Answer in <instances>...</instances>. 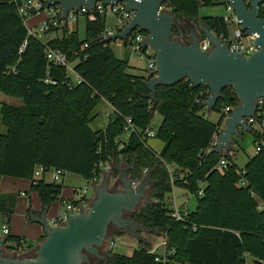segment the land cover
<instances>
[{
	"label": "trees",
	"instance_id": "16d2710c",
	"mask_svg": "<svg viewBox=\"0 0 264 264\" xmlns=\"http://www.w3.org/2000/svg\"><path fill=\"white\" fill-rule=\"evenodd\" d=\"M220 4L226 2L166 0L164 8L178 21L188 20L196 26L200 21L214 34L226 37L229 23L223 15L200 12ZM105 19L106 15L100 14L93 19L85 17L82 38L76 29H69L66 19L60 20L58 26L44 32L60 30V35L44 41L28 34L14 3L0 0V94L21 100L19 105L0 103V179L30 180L29 190L37 193L43 209L59 200L62 182L33 181L36 165L60 168L85 180L99 175L100 164L106 162L111 164L112 178L119 174L115 164L130 166L132 181L150 171V202H142L127 216L163 235V258L141 240L130 254L108 248L103 259L94 257L93 264H264V208H257L264 201V128L252 126L264 121V105L251 117L255 122L249 131L259 149L239 169L230 154L221 156L208 150L230 113L226 114L225 108L238 103L232 88L222 90L212 110L219 113L217 122L204 115L208 111L202 106L209 94L206 84L193 86L184 79L157 85L153 102L144 84L152 76L129 72L128 60L114 53L112 41L99 38ZM180 35L174 26L172 37L187 43ZM47 47L66 55L80 76L79 82L69 81L64 67L46 58ZM102 99L113 111L103 126L92 128L90 124L98 115L94 109ZM155 113L161 116L153 130L154 138L162 144L158 152L146 137ZM126 117L136 129L129 134L124 129ZM221 158L225 165L219 164ZM175 186L184 188L196 201L194 209L184 210L181 220L172 216V205L166 200ZM16 196L0 191V212L8 216ZM29 211L30 205L27 215ZM115 234L121 236L124 231ZM6 242L13 250L30 245L24 237L12 234L6 236Z\"/></svg>",
	"mask_w": 264,
	"mask_h": 264
},
{
	"label": "water",
	"instance_id": "95a60500",
	"mask_svg": "<svg viewBox=\"0 0 264 264\" xmlns=\"http://www.w3.org/2000/svg\"><path fill=\"white\" fill-rule=\"evenodd\" d=\"M97 1L103 4L123 2L126 9L133 11L125 27L103 41L126 40L135 29L146 33L139 43L142 48L148 45L154 51L155 76L144 80L148 98L153 102L157 85H172L187 79L193 86L207 85L209 94L202 106L212 111L222 90L232 88L238 103L222 121L217 144L212 148L221 156L229 154L240 131H250L247 118L256 115L258 99L264 97V18L260 16L264 0H227L239 25L256 35L258 48L249 56L230 51L228 44L200 21L199 32L192 22L187 43L173 38L172 28L178 20L164 8L166 0H46L45 8L59 6L60 19L64 20L68 11H77L82 6L92 9ZM202 37L211 44L209 51L207 47L200 48ZM115 166L121 188H112L110 173L104 171L101 183L93 186V197L88 205L80 207L76 214H69L61 225H49L47 206L39 216L29 211L30 220L42 227L44 238L32 256H20L15 252L7 254L6 238L0 237V264H89L91 257L104 258L101 250L110 235V227L129 232L140 242V232L146 228L133 222L127 214L142 202H150V171H145L141 179L133 183L128 175L130 166L124 163Z\"/></svg>",
	"mask_w": 264,
	"mask_h": 264
},
{
	"label": "built area",
	"instance_id": "2783aa9c",
	"mask_svg": "<svg viewBox=\"0 0 264 264\" xmlns=\"http://www.w3.org/2000/svg\"><path fill=\"white\" fill-rule=\"evenodd\" d=\"M9 2H12L15 4L16 12L18 16L21 18L24 25L27 27L28 34L34 35L37 37H40V33L46 32L50 27H56L60 24V8L59 6H51L49 8H45V1L46 0H8ZM226 2V9L228 11V14H225L223 17L225 21L228 23H234L236 27L232 30L231 35L232 38H230V32L226 37H220V39L228 44V49L232 52L241 53L244 56H249L252 53H254L257 50V46L255 45V34H249L247 30L243 29L236 19L234 12L232 8L229 6L227 0H224ZM41 10H46L47 17L44 18L41 22H39L37 25L33 27H28L26 25V20L32 17L34 14L38 13ZM96 14L100 15H112L115 17V22L110 28H105L103 32L99 35V38L101 40L108 38V36L113 35L116 32L121 31L125 25L127 24L128 20L133 14V11H130L126 9L123 2H117L113 4H103L100 1H97L92 9L86 8L84 6L80 7L79 10H70L67 13V16L65 19H69L72 22H76L79 15H82L84 17H88L89 19H93ZM260 16L264 18V2L260 5ZM146 37V33L135 29L132 31L130 35L127 36L126 40L122 39H116L115 41L117 46H121L123 44V41H128L130 46L138 52V58L140 60H145L146 62V69L148 71V74H150L152 77L155 76V70H156V63H155V56L154 51L147 45L145 48H142L140 45V41ZM199 46L202 50H210L212 48L211 44L209 43L208 39L205 37H202L199 41ZM23 47V46H22ZM46 58L53 62L56 65L62 66L65 69L66 72V78L71 82H79L80 76L78 73L74 70L73 63L69 62L67 60L66 55L61 52L58 49H52L47 47L45 50ZM45 81H50L48 79H45ZM51 83L55 84L56 82L51 80ZM1 95V94H0ZM109 107L110 112L113 111L112 106L104 99H102ZM264 105V97L258 99L257 104V112L256 114H259L262 111ZM232 108L226 107L225 113L231 111ZM106 115L108 117L109 113ZM255 120H253L251 117L247 118V123L250 125L251 123H254ZM127 134L132 133L136 131L134 125L132 124L131 118L126 117V125L124 127ZM220 131V130H219ZM217 134H214L211 141L208 150H212L213 147L217 144ZM146 137L147 139L154 137L153 130H146ZM148 143V142H147ZM259 149V146L257 145L255 147V151ZM220 165H225L226 161L224 158H221L219 161ZM101 171L99 172V175H94L91 178L87 179V184L85 185L84 189L82 190V193H85L87 188H92L94 185H97L102 180V176L104 171H108L111 169L110 162H106L105 164H100ZM49 173L50 178L52 182L60 183L61 177L64 174L63 170L60 168H46L42 165H36L34 167L33 173H32V180L36 181L37 179H41L44 177V174ZM145 173V171H144ZM238 173H243V171H238ZM138 181H133V183H137ZM202 193V190L199 189L197 194L200 195ZM74 194L77 195L76 200H67L63 199L61 196L59 198V202L64 205L65 210L62 213H57L56 215L47 218V221L50 226H58L61 225L67 216L69 214H76L78 213L80 207H86L88 205V201L90 198H87L84 194L78 193V191L74 190ZM258 209L264 208V201L259 202ZM172 216L176 220H181L184 218L186 212L183 209H180L176 207L175 205L172 206ZM9 233V228L6 223L0 225V237H5ZM121 236L117 234H113V236L109 237L107 242L109 247H113L115 245H118L120 243H123L121 241ZM165 245V241L163 242ZM6 249L7 248V242H5ZM12 250V249H8ZM150 251H153V248H151ZM164 252L161 255L163 258ZM161 257H156L155 260L159 261L163 259Z\"/></svg>",
	"mask_w": 264,
	"mask_h": 264
},
{
	"label": "rangeland",
	"instance_id": "374dc122",
	"mask_svg": "<svg viewBox=\"0 0 264 264\" xmlns=\"http://www.w3.org/2000/svg\"><path fill=\"white\" fill-rule=\"evenodd\" d=\"M169 11V9H167ZM201 14L203 15H225L228 14V11L226 9V5L225 4H220V5H216L213 7H204L200 10ZM47 14L46 10H41L39 11L37 14L33 15L32 17H30L29 19L26 20V25L28 27H33L34 25H36V23H38L40 20H42V18ZM78 33L80 38H82L84 36V22H85V17L82 15L78 16ZM114 17L110 14L106 15V20H105V26L109 27L111 26V24L113 23ZM66 22L68 23L69 27H71L70 30H74L75 27V23L72 22L71 20H67ZM183 21H178L177 22V27L180 29L181 31V25H182ZM189 28L186 29L185 34H182V38L184 37L185 40L188 41V35H189V30L192 27V23H190ZM236 27V25L234 23H229L228 25V29L230 32V38H232L231 32L232 30ZM195 29H197V26H195ZM55 36V33L53 32H48V33H40V38L44 41H46L47 39H51ZM110 47L112 48V50L114 51V53L119 57V58H123L126 60H129V64L131 65L130 68H128L129 72H132L134 74H138V75H144L147 76L148 75V71L146 69V62L145 60H140L138 58V52L136 50H134L130 44H122L121 46H117L115 41H112L110 44ZM8 103V104H12V105H19L21 104V100L18 98H13V97H8V96H3L0 95V103ZM110 111V107L105 104V102L102 100V102L100 101L98 103V105L95 107L94 112H97L98 115L96 116V118L91 122V127L92 128H98L103 126V124L106 123L107 121V113ZM205 117L210 120L211 122H217L219 119V113L215 112V111H206L205 112ZM161 120V116L157 113L154 114L152 122H151V130L156 129V127L158 126L159 122ZM254 128L256 129H262V126L260 123H255L252 125ZM263 128H264V123H263ZM238 140V144L235 147V151H234V155L231 156L232 161L236 164L237 168H242V164L244 165V160L247 159V157L249 155L254 154L255 152V144L253 143V136L249 131H242L240 134L239 138H236ZM148 140L150 145L153 143L152 140H155L154 137L149 138ZM157 140V139H156ZM159 142V140H157ZM109 173H110V186L114 189H119L121 188V185L118 181V177L117 178H112L111 177V169H109ZM47 176H50V174L48 173ZM6 179V180H5ZM12 177L10 176H4L3 178V188L6 186V182L11 183L12 181ZM50 179V177H49ZM63 180V187H62V193H60L61 196L66 197L69 200H76L77 199V195L73 194V189H75L76 191H78V193H80L81 195L84 194L87 198L89 197H93V190L92 188H87L85 193H82V190L84 189L85 185L87 184L85 178H83L82 176L75 174V173H71V172H64V174L61 177V182ZM24 181V180H23ZM102 181V180H101ZM100 181V183H101ZM99 183V184H100ZM11 191H6V192H12L14 194H16V201L18 204H20L21 201H25V203L27 202V200L29 199L28 197H24L19 195V193H17L16 191L18 190L14 185H12V187H10ZM23 186L20 187V189H22ZM26 188V187H24ZM27 192H33L30 191L28 189ZM167 201L169 202L170 205H175L178 208H183L185 210H192L195 207V197L191 194H189L184 188L175 186L172 190L171 193H169L167 195ZM40 199V198H39ZM33 201V203L35 202L34 197L31 195V202ZM65 210V207L63 204H61V202H59L58 200L54 199L50 202V206H49V210H48V215L52 216V215H56L57 213H62ZM116 229L115 228H110L109 232L110 235L109 237L113 236V234L116 233ZM108 237V238H109ZM121 241L123 243H120L118 245H115L113 247H109L108 246V238L105 242V246L103 247V249L101 250V253H103L106 249L111 248L114 251H117L119 253H123V254H130L132 252V250L134 248H136L139 244V241L134 238L131 237L129 232H124L123 235H121ZM161 237H163V235L155 230H148L146 229L145 231H141L140 232V238L141 240L145 241L148 243V245L153 248V252H155L157 255H162L164 252V239H162ZM150 240H155L154 244L150 243ZM40 243V242H39ZM37 243V245L39 244ZM5 252L7 254L12 253L10 250L5 249ZM17 255L23 256L21 255V252H17ZM30 254H34L33 252ZM31 255V256H32ZM94 261V257L90 258V263L89 264H93Z\"/></svg>",
	"mask_w": 264,
	"mask_h": 264
},
{
	"label": "crops",
	"instance_id": "0c3cea01",
	"mask_svg": "<svg viewBox=\"0 0 264 264\" xmlns=\"http://www.w3.org/2000/svg\"><path fill=\"white\" fill-rule=\"evenodd\" d=\"M46 15L42 18V20L46 17ZM42 20H40L39 22H41ZM78 21L79 20L77 19V21L74 22L75 23L74 30L76 29L77 31H79V29H78ZM114 22H115V17H114L113 23ZM38 23H36V25ZM113 23L111 24V26L113 25ZM190 23H192V22H190ZM84 24H85V22H84ZM111 26H109V27L105 26V28H110ZM68 27H69V25H68ZM69 28L71 29V27H69ZM196 30L199 32L198 29H196ZM52 32L55 33V36L56 35H60V30L59 31H52ZM47 40H49V39H47ZM128 63H129V60H128ZM130 67H131V65H130ZM263 123H264V121L261 123L262 129H263ZM221 127H222V125H221ZM149 141L150 140H148V144L150 145ZM152 142L153 143L150 146L153 147L158 152L160 150L161 146H162L161 142H158L156 139L152 140ZM235 147H236V144L234 142V145L232 146V151L229 153L231 156L234 155ZM249 156H251V155H249ZM248 157H247V159H248ZM247 159L244 160V162H243L244 164L247 161ZM243 166L244 165L242 164L241 167H243ZM47 175H48V173L44 174V177H43L44 180L51 181V178L49 179L50 176H47ZM3 178H4V176H2L1 179H0V191L2 193H12V192H6V191L13 190L10 187H12V185H14L15 188L18 187L17 188L18 190L16 192L19 193V195L24 196V197H28L29 199L27 200L26 203H25V201H21L20 204H18L17 201H16V205H15L13 211L8 216H7V214H4L3 212H0V225L6 223L8 225V228H9V233L8 234L22 236L27 241H29V243H30V245L26 246L25 248L24 247L23 248H18L17 250H13L12 249L10 251L11 252H15V253L21 252L22 253L21 255H23V256H31L32 254H30V253H32V252L34 253V251L36 250V247H37V243L40 242L39 238L42 235H44V234H43L42 227L38 223L32 222L29 219V213L27 215V208L30 205L33 214L35 216H39L41 214L42 210H43L42 206H41L40 199H39L37 193H35V192H27L28 189H29L30 180L12 177L14 179H12L11 183L6 182V186L3 188V185H2ZM21 186H23L22 189H20ZM24 187H26V188H24ZM62 187H63V180H62ZM74 190L75 189H73V194H74ZM60 193H62V188H61V192ZM31 195L34 197V200H35L34 203H33V201L31 202ZM61 197L63 199H67L66 197H63V196H61ZM89 198H91V197H89ZM67 200L69 201V199H67ZM180 209H183V208H180ZM48 210H49V208H48ZM183 210H185V209H183ZM52 216H54V215H52ZM52 216L48 215V211H47V218H50ZM161 238L163 239V237H161ZM150 243L154 244L155 240L154 241L150 240Z\"/></svg>",
	"mask_w": 264,
	"mask_h": 264
},
{
	"label": "flooded vegetation",
	"instance_id": "af4514ba",
	"mask_svg": "<svg viewBox=\"0 0 264 264\" xmlns=\"http://www.w3.org/2000/svg\"><path fill=\"white\" fill-rule=\"evenodd\" d=\"M190 24L189 21L183 20L182 25H181V32H185L187 28H189ZM114 228V227H110Z\"/></svg>",
	"mask_w": 264,
	"mask_h": 264
}]
</instances>
